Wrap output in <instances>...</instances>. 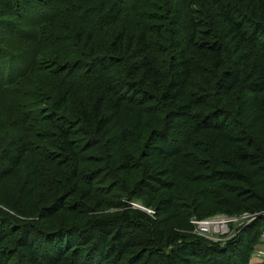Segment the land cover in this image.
Segmentation results:
<instances>
[{
	"label": "trees",
	"instance_id": "1",
	"mask_svg": "<svg viewBox=\"0 0 264 264\" xmlns=\"http://www.w3.org/2000/svg\"><path fill=\"white\" fill-rule=\"evenodd\" d=\"M263 222L264 0H0V264H250Z\"/></svg>",
	"mask_w": 264,
	"mask_h": 264
},
{
	"label": "rangeland",
	"instance_id": "2",
	"mask_svg": "<svg viewBox=\"0 0 264 264\" xmlns=\"http://www.w3.org/2000/svg\"><path fill=\"white\" fill-rule=\"evenodd\" d=\"M133 179V178H132ZM131 179V180H132ZM131 204L132 207H135V208H142L144 210H146L149 214H151L148 210L146 209L143 205H142V200L141 199H135L133 201H130L129 202ZM115 208H113V205L112 204H104L102 205V211L103 212H111L113 211L114 212ZM151 210V209H150ZM248 212H243L242 214H250ZM233 215H236V214H226V213H217L215 215H211V216H208V217H204V218H198L197 216H192L190 217V228H191V232L192 233H196V234H199V235H202L205 239L207 240H223L225 241L226 239H230L232 238L231 236L236 232L234 231V228L237 230L239 227H241L242 225L241 224H238L236 222H228L226 223V220H228L229 218H231ZM252 217V215L248 218V219H245L246 220H250V218ZM195 219H197V223L193 225L192 221ZM221 220H225V223L221 228V225L220 224H217L219 227H213L214 223L216 222H219ZM244 221V220H243ZM238 226V227H236ZM210 227V228H209ZM207 228H209L207 230ZM262 230L261 232L264 230V222L262 224ZM214 239V240H213ZM257 244H255V247L253 248L251 254L256 250L258 249L257 248ZM250 254V256H251ZM254 257L252 256L251 257V260L253 259ZM250 257H249V263H250Z\"/></svg>",
	"mask_w": 264,
	"mask_h": 264
},
{
	"label": "built area",
	"instance_id": "3",
	"mask_svg": "<svg viewBox=\"0 0 264 264\" xmlns=\"http://www.w3.org/2000/svg\"><path fill=\"white\" fill-rule=\"evenodd\" d=\"M150 213H152V210H148ZM248 214V213H247ZM252 215V217L250 218V220H246L245 221V219H248L250 216ZM257 215H259L258 213H250V214H248V215H246V214H240V215H233L231 218H229L228 220H226V223H228V222H236V223H238V224H241V225H244V224H247L248 222H250V221H252L254 218H256L257 217ZM193 220V219H192ZM244 220V221H243ZM198 221H197V219H195V220H193L192 221V223H193V225L194 224H196ZM224 223H225V220H221V221H219V222H216V223H214L213 225V227H219L217 224H220L221 225V227H219V228H221L222 229V227H223V225H224ZM236 227H238V226H236ZM210 228V227H209ZM209 228H207V230L209 229ZM223 230V229H222ZM236 229L234 228V231H235ZM199 235V234H198ZM234 235V234H233ZM202 236V235H201ZM261 238H262V247H260V248H258V249H256L253 253H252V256L253 257H256L257 259H258V261L255 263V264H264V230L261 232ZM214 240V239H213ZM214 241H220V240H214ZM221 241H223V240H221Z\"/></svg>",
	"mask_w": 264,
	"mask_h": 264
},
{
	"label": "crops",
	"instance_id": "4",
	"mask_svg": "<svg viewBox=\"0 0 264 264\" xmlns=\"http://www.w3.org/2000/svg\"><path fill=\"white\" fill-rule=\"evenodd\" d=\"M253 263H256L258 261V259L256 257H254L252 260H251Z\"/></svg>",
	"mask_w": 264,
	"mask_h": 264
}]
</instances>
